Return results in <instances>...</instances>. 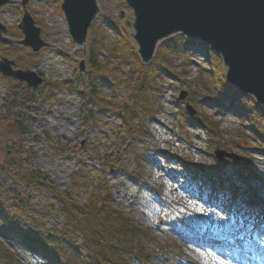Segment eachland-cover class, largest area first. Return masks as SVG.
Here are the masks:
<instances>
[{
    "label": "rangeland",
    "instance_id": "rangeland-1",
    "mask_svg": "<svg viewBox=\"0 0 264 264\" xmlns=\"http://www.w3.org/2000/svg\"><path fill=\"white\" fill-rule=\"evenodd\" d=\"M14 1L18 3L0 13V21L8 29L4 36L12 41L0 52L1 57L14 61L15 69L34 71L45 82L53 80L65 83L67 87L59 90L53 101L44 103L39 98L30 106L26 112L28 116L21 120L25 137L20 138L15 129L2 122L0 163L6 159V144L17 142L20 138L32 156L27 166L29 171L50 179L54 187L61 191L74 187L75 198L81 203L94 195L99 198L104 196L95 188L101 182L102 192L111 193L114 207L155 237L160 245L170 244L174 249L173 257L166 259L167 264H264V230L261 233L259 228L253 231L259 224L262 225L263 221H259L264 217V153L259 148L264 141L250 136L252 127L262 130L264 126L249 117V96L235 87L232 92H239L242 96L235 99L223 97L221 104L204 99L206 88L199 77H210L211 68L219 60L222 62L220 56L216 54L208 58L210 52L206 49L190 46L186 60L175 64L178 71L187 63L186 73L179 77L165 73L160 81L156 118L149 121V135L134 147H121V140L116 134L123 129L121 120L95 100H85L84 94H81L85 89L92 90L91 83L85 80L89 68L87 59L84 70L79 67L84 59L81 57L83 51H78L67 33L68 25L60 12L62 0H30L28 3L36 24L43 29V37L49 44L39 54L41 57L36 59L31 51L18 44L22 40L18 30L22 18L21 5L20 0ZM123 3L124 6L121 0H98L101 12L96 21L104 24L105 44L108 46L114 43L117 36L110 24L118 25L121 20L134 19L132 10L124 0ZM15 49L20 52L16 54ZM103 58L104 54H99V60ZM128 71V67L118 69L116 66L114 74H109L104 80L111 83L112 75L122 76ZM222 72L225 76L227 69L223 67ZM8 80L0 82V115L5 111L8 86L17 88L19 83ZM41 90L42 87L34 91L39 94ZM16 93L19 95L18 89ZM101 93L109 98L108 85ZM113 93L119 103L128 99L124 86L115 87ZM179 106L191 110L194 113L192 117L196 118L201 113L217 122L221 134L217 138L220 146L213 143L206 127L184 123L181 115L177 114ZM242 122L245 124L242 125ZM217 151L234 155L238 160L224 159V163L227 162L221 172L224 189L220 192L221 196L213 197L211 192H204L201 183L189 184L190 180L181 169L184 163H190L199 170L211 171L218 163L215 158ZM80 169L86 170L83 178L86 182L76 179L80 177ZM242 172H253L256 175L254 184L243 178ZM227 185L244 192L254 190L259 199L241 201V216L232 220V226L225 231L223 227L226 226L228 212L237 209V206L229 207L231 202L225 191ZM23 193L27 194V191L16 185L8 193V199ZM29 200L31 211L36 215L46 211L48 197L29 193ZM180 211L190 213L192 218L206 217L211 228H201L197 222H191L194 231L189 229L176 218ZM246 213H251L252 223H247ZM44 224L46 228L53 229L61 227L63 220L52 212L47 215ZM253 234L257 239H253ZM8 261L0 258V264H10ZM15 264L40 263L32 258L17 256Z\"/></svg>",
    "mask_w": 264,
    "mask_h": 264
},
{
    "label": "trees",
    "instance_id": "trees-1",
    "mask_svg": "<svg viewBox=\"0 0 264 264\" xmlns=\"http://www.w3.org/2000/svg\"><path fill=\"white\" fill-rule=\"evenodd\" d=\"M121 3L124 6L123 0ZM110 26L114 27L117 33L116 40L110 46L105 44L106 31L102 22L95 21L88 31L86 59L89 74L85 76V80L91 83L92 90L85 89L81 94H84L85 100H95L99 106L111 111L121 120L123 129L116 134L121 140L120 146L130 148L144 141L150 133L148 124L156 118L155 110L159 102L160 81L163 75L169 73L172 77H179L186 73L187 63H184L178 71L175 64L186 60L190 46L203 47L210 52L208 58L215 57V53L205 45L202 46L183 36H175L160 44L150 65H143L130 32L126 28V21L121 20L118 25L110 24ZM118 29L121 31L118 32ZM19 38H22V34ZM3 49L6 47L2 46ZM14 51L16 54L20 52L16 49ZM39 54L31 53L34 59L40 58ZM99 54H104L102 60H99ZM81 57H84L83 53ZM116 66L118 69L128 67L129 71L122 76L112 75L111 83H106L104 78L114 74ZM222 66L219 60V63L211 68L210 77L204 78L202 75L199 77L206 88L204 99L216 101L217 104H221V100L226 96L233 99L242 96L239 92H232L233 87L228 84ZM9 81L0 75V82ZM106 85L110 89L109 100L101 93ZM16 86L17 88L8 86L9 95L1 119L3 125L11 126L18 132L20 138H23L26 132L22 128L21 120L28 116L30 106L39 98L44 103L53 101L57 98L58 91L65 89L67 85L47 80L39 94L24 84L17 83ZM117 86H124L128 93L126 101L120 103L116 101L113 92ZM17 89L19 95L16 93ZM248 102L251 107L249 117L264 126V108L256 106L255 101L250 97ZM179 108L177 114L181 115L184 123L206 127L212 135L213 143L220 146L217 138L221 134L217 122L207 119L208 117L201 113L196 118L191 117L185 107L179 106ZM83 122L86 124L85 118ZM252 130L253 133L250 134L252 138L260 137L264 141V129L252 127ZM20 138H17L19 139L17 142L6 144L4 149L6 159L0 163V258L5 261L10 260L8 261L10 264H15L17 256L35 259L40 264H167L166 259L173 257L174 249L170 244L160 245L155 237L138 227L118 207H114L111 193L102 192L104 189L101 182L95 188H98L104 196L99 198L94 195L81 203L75 198L74 187L72 190L61 191L54 187L50 179L29 171L27 166L31 163L32 156L25 149V143ZM260 148L264 153V145ZM73 151L75 152V148ZM77 163L81 167V162ZM226 165L227 162L216 163L213 170L202 171L190 163H184L181 172L190 180L189 184L199 182L204 192H211L218 197L224 185L221 172ZM81 169L80 177L76 179L86 182L83 179L87 174L86 170ZM255 176L253 172L247 174L252 184ZM16 185L22 186L27 194H16L12 199H8V193ZM225 191L232 205H240L245 198H258L257 192L249 194L233 185H227ZM29 193L41 198H49L46 211H42L39 215L31 211ZM52 212L63 220L61 227L46 228L45 219ZM189 214L180 211L176 218L193 231L191 222H197L201 228H211V223L206 217L192 218ZM13 255L14 260H12Z\"/></svg>",
    "mask_w": 264,
    "mask_h": 264
},
{
    "label": "water",
    "instance_id": "water-1",
    "mask_svg": "<svg viewBox=\"0 0 264 264\" xmlns=\"http://www.w3.org/2000/svg\"><path fill=\"white\" fill-rule=\"evenodd\" d=\"M30 0L20 2L23 17L18 29L23 39L18 44L39 53L49 47L42 38V28L28 10ZM13 0H0V11ZM133 11L134 20L126 26L133 30L132 37L143 65L152 63L158 46L171 37L181 35L200 42L219 55L226 69V80L241 93L264 108V0H125ZM98 0H62L63 12L72 43L87 49L88 36L98 18ZM7 27L0 21V44L11 45L4 36ZM86 60L80 62L84 70ZM16 63L7 58L0 61V73L38 90L44 80L34 71L14 70ZM184 98V97H183ZM190 115L194 113L187 109ZM0 116V125H1ZM238 158L223 151L216 159Z\"/></svg>",
    "mask_w": 264,
    "mask_h": 264
},
{
    "label": "bare ground",
    "instance_id": "bare-ground-1",
    "mask_svg": "<svg viewBox=\"0 0 264 264\" xmlns=\"http://www.w3.org/2000/svg\"><path fill=\"white\" fill-rule=\"evenodd\" d=\"M77 49H78V51H79V49H82V48L78 46Z\"/></svg>",
    "mask_w": 264,
    "mask_h": 264
}]
</instances>
